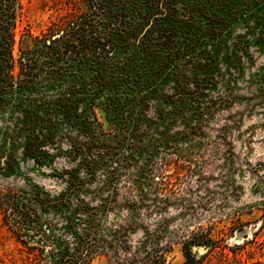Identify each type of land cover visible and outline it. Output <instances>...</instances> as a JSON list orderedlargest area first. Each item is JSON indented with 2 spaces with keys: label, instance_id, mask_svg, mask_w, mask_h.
I'll list each match as a JSON object with an SVG mask.
<instances>
[{
  "label": "trees",
  "instance_id": "trees-1",
  "mask_svg": "<svg viewBox=\"0 0 264 264\" xmlns=\"http://www.w3.org/2000/svg\"><path fill=\"white\" fill-rule=\"evenodd\" d=\"M78 1L82 7L72 2L75 9L42 34L17 41L19 0H0V115H19L8 121L6 138L38 166L69 149L82 156L87 178L99 179L92 192L74 173L63 174L65 192H12L1 199L8 225L25 264H91L103 254L112 264H167L172 244L141 220L144 196L133 192L155 185L169 197L194 178L202 186L209 163L177 161L171 173L163 152L202 136L205 117L231 103L229 80L225 94L213 100L208 93L225 79L220 65L231 68L248 52L246 37H233L237 25L264 43V0ZM179 124L183 131H175ZM231 129L229 118L217 132L218 148L230 146ZM244 146L251 150L249 140ZM218 152L227 164L225 192L244 191L230 180L245 170L255 178L252 192H264V162L247 160L238 170L234 154ZM215 248L210 233L195 235L183 244L184 264H201V251Z\"/></svg>",
  "mask_w": 264,
  "mask_h": 264
},
{
  "label": "rangeland",
  "instance_id": "rangeland-1",
  "mask_svg": "<svg viewBox=\"0 0 264 264\" xmlns=\"http://www.w3.org/2000/svg\"><path fill=\"white\" fill-rule=\"evenodd\" d=\"M72 2L82 7L78 0H19L21 9L17 41L28 32L33 36L42 34L61 16L75 9ZM239 36H245L249 42L248 52L241 50L240 61L231 68L224 63L220 65L222 70L227 71L225 79L220 80L218 86L208 93L213 100L225 94L229 80L234 94L231 103L216 106L205 117L206 128L202 136L183 139V142L163 152L173 162L171 173L177 161L180 164L186 161L209 163L202 173V186H197L196 178H185L184 189L171 192L169 197L159 195L155 185L153 190H134L132 195L136 199L143 194L141 220L153 231L160 232L163 245L172 244L171 252L167 254V264H184V242L197 234L206 233L212 235L216 248L208 253L201 251V264H264V214L257 211L258 208L264 210V192H252L255 178L252 179L246 170L244 173L235 171V179L230 180L231 184L243 186L244 191L225 192L221 175L226 168L223 169V159L218 161L220 149L225 154L227 151L234 154L235 157L229 156L238 170L246 167L247 160L253 166L264 162V43H259L257 36H248L242 24L233 30V37ZM204 103L206 106L207 103ZM97 115L104 129L109 130L110 123L105 111L99 108ZM17 118L19 115L11 112L0 115V264H25L20 251L22 246L17 243L7 221L10 211L5 201L9 194L19 192L26 196L37 190L53 194L65 192L67 179H64V173H74L88 183L84 185L86 192L94 191L99 181L98 176L95 180L87 178L82 156L70 154L69 149L55 158L52 164L38 166L24 155L20 144L10 143L6 138L8 121L12 119L11 122H14ZM229 118L232 119V137L227 140L230 146L218 148L217 132ZM176 130L183 131L184 126L179 124ZM248 140L252 147L247 152L244 145ZM121 192L127 191L123 189ZM238 212L242 213L239 221ZM132 237V244L136 247L143 237V231H138ZM112 262L109 256L103 254L96 256L91 264Z\"/></svg>",
  "mask_w": 264,
  "mask_h": 264
}]
</instances>
